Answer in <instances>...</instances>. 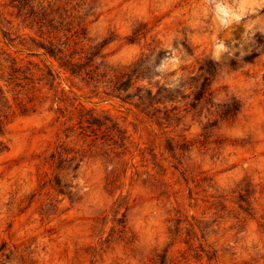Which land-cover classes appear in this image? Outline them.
<instances>
[{"label": "rangeland", "instance_id": "rangeland-1", "mask_svg": "<svg viewBox=\"0 0 264 264\" xmlns=\"http://www.w3.org/2000/svg\"><path fill=\"white\" fill-rule=\"evenodd\" d=\"M46 7L81 27L65 54L151 53L145 76L178 109L206 65L210 95L144 116L45 52L65 33ZM83 114L124 145L77 128ZM0 123V264H264V0H0Z\"/></svg>", "mask_w": 264, "mask_h": 264}, {"label": "trees", "instance_id": "trees-1", "mask_svg": "<svg viewBox=\"0 0 264 264\" xmlns=\"http://www.w3.org/2000/svg\"><path fill=\"white\" fill-rule=\"evenodd\" d=\"M52 11L46 7L43 12H40V15H43L45 18L50 17L46 21V26H49L48 32H58L63 30L65 33L71 31L69 35H65L62 33L61 37L64 38V41L60 42V37L53 35L48 37L49 39L46 42L45 52L53 58L62 69L68 70L70 74H75L80 77V79H87L88 81L94 83L102 84L105 89H108L109 92L114 93L121 97L122 100H126L129 98H134V106L138 108V111L142 113L144 116L151 118L153 116H158L161 114V118L164 121L167 119L176 120L177 112L179 111H187L188 109H194L196 104H198L202 98H204V94L210 95V91H208V75L210 74V69L208 67L203 66L202 64L197 67L199 74L197 78L192 79V81L186 83L185 85H180L183 90L188 89L187 93L180 95V100H186L181 104L182 108L178 109L180 106H174L171 104L174 102H179V100L175 99V96L172 92H177V89L172 87L170 83L166 80H161L158 74L157 79H153V77H146L145 74L148 70L147 62L149 61V57L151 53L147 55H141L139 58L132 61L130 64L122 66V67H110L105 64H101V61L94 62L95 58H99L97 55V51L92 53L91 51L86 54H81V52H69L64 53L65 50L68 49L70 38H78V35L82 34L78 32L81 30L77 24L73 25V20L70 19L69 14L63 13V15L58 14L56 19L52 17ZM55 22L57 25H53ZM72 46L76 44L75 41L72 40ZM89 48V47H88ZM91 53L90 57H87ZM144 81L145 83H141ZM123 94L121 96L120 94ZM206 100V98H205ZM170 104V107L166 106ZM238 104L234 101H230L229 103H223L221 107L218 109V112L215 111L216 115L219 119H228L232 118L235 113L238 111ZM172 110H178L174 112L172 118H169L168 113ZM79 115V120L77 121V128L82 129L81 123H84L85 129H90V132L93 130L100 131L101 137H106L107 140L111 141L113 145L117 147H121L124 145L126 136L124 132L121 131L118 127L113 124H108L104 121H100L98 118L91 115ZM1 123H0V132H1ZM57 158H60V154L57 155ZM69 158L68 160H71ZM55 186H58L57 181H54ZM59 194H64L61 189H54ZM120 220H117L119 223Z\"/></svg>", "mask_w": 264, "mask_h": 264}]
</instances>
